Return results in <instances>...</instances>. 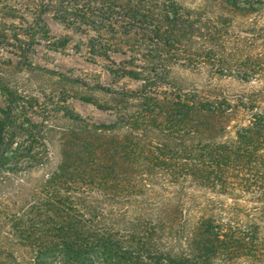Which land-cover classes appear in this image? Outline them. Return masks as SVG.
I'll return each mask as SVG.
<instances>
[{"label": "rangeland", "instance_id": "obj_1", "mask_svg": "<svg viewBox=\"0 0 264 264\" xmlns=\"http://www.w3.org/2000/svg\"><path fill=\"white\" fill-rule=\"evenodd\" d=\"M47 1L0 0V150L12 156L0 180V263L65 264L63 248L44 246L68 240L70 234L58 235L55 229L76 223L97 232L98 239L110 234L124 253L114 255L108 245L97 247L87 264H264V197L242 176L224 184L202 174L176 178L148 169L138 159L136 168L119 173L130 184L120 192L91 182L86 167L75 172L71 153L87 136L79 126L110 127L120 116L125 120L120 131L92 143L117 147L124 137H132L140 149L163 144L179 159L186 148L232 147L252 126L253 117L264 114V12L239 14L207 0H145L154 12L165 4L192 17L184 18L190 28L177 33L172 43L181 52L178 58L162 66L173 86H160L158 95L150 96L197 93L230 112L215 134L204 129L183 139L181 133L167 131L161 120L130 125L147 100L124 103L94 92H140L143 83L125 77L123 70L144 66L149 45L63 17L55 12L56 3L49 11ZM67 1L90 5L91 23L103 17L101 3H62ZM131 1H109L103 10L112 23H122L124 29L114 27L115 32L132 31L133 37ZM68 36L72 40L66 48L51 46ZM190 57L194 62L188 64ZM240 59L250 60L246 69L237 63ZM83 98H96L108 108ZM76 119L78 124L71 121ZM257 155L264 168V144ZM66 160L67 180L55 181ZM62 208H72L73 218L62 215ZM137 244L155 256H143ZM144 257L149 258L138 260Z\"/></svg>", "mask_w": 264, "mask_h": 264}, {"label": "trees", "instance_id": "obj_2", "mask_svg": "<svg viewBox=\"0 0 264 264\" xmlns=\"http://www.w3.org/2000/svg\"><path fill=\"white\" fill-rule=\"evenodd\" d=\"M55 1V2H53ZM84 1V0H83ZM93 3H101L103 9L109 5V1L113 0H89ZM124 1V0H121ZM129 1V0H128ZM212 2H218L223 7L233 10L235 13H263L264 12V1L258 2L256 5L254 0H207ZM45 9L54 11L52 4H58L59 8L55 10L59 15L63 17H74L81 20L89 25H92L95 29H101L100 31H108L112 35H120L122 38L130 39L133 41L147 43L151 49L148 55L143 56L144 66H132L127 70H123L125 77L133 79L143 83V88L140 92L132 93H113L107 90H94L97 93H104L107 96L120 98L124 103L131 101L147 100L145 109H139L136 114L132 117L130 125H139L140 123H146L150 119L161 120L163 125L167 127V131L174 132L175 134H182V138L185 139L190 137L191 134L194 136L201 135L200 130L206 129L210 132H215L218 128H224L225 121L229 118L230 112L221 110V105L211 104V102L197 93L190 94H166L161 98H153L150 95H158L160 86H173L171 80V74L167 73L162 66L168 60L177 59L176 53H181L175 50L172 45L177 33H182L184 28H190L189 24L184 21V18H192L189 14L180 15L177 14L172 8L165 4L159 9V12L152 11V6H147L145 0H132V13L135 16L134 20V34L130 37V33L115 32L114 27L118 29H124L121 27L120 22L112 23L106 18L105 10L103 17H97V22H90V16L93 12H90L89 6H75L73 2L67 1L62 3V0H48ZM77 3V2H75ZM117 2H113L115 4ZM154 4L157 2H153ZM119 4V3H118ZM153 4V5H154ZM95 5V4H94ZM120 5V4H119ZM114 6V5H113ZM121 6V5H120ZM262 6V8H259ZM150 7V10H149ZM86 8V9H85ZM156 8V7H155ZM99 9V8H97ZM147 9V11H146ZM157 9V8H156ZM68 19V18H67ZM149 19L151 22L147 25L144 21ZM114 25V26H113ZM181 31V32H180ZM71 37H65L56 39L51 43V46L55 49H64L71 42ZM206 60L212 59V57L205 58ZM190 64L194 60L190 57L185 59ZM216 62L221 63L222 60L215 59ZM250 60L244 59L239 60L237 63H241L244 69L249 66ZM53 75V74H52ZM55 75V74H54ZM62 78V77H61ZM64 81L71 85H81L76 81L65 79ZM10 91V90H9ZM84 101L95 105L99 109H107L108 106L103 104L96 98H83ZM80 122V120H71ZM125 123V120L120 116L118 122L110 127H89L86 125L82 127V131H85L86 138L80 144V146L74 148L72 158L74 159L73 170L75 172L80 171L83 167L86 169L89 179L91 182L99 183L101 188L114 187V189L122 192L125 185L130 186L129 181L120 178L119 173L123 170L128 171L134 169L137 166V160H144L148 169H158L165 171L171 176L176 178L183 175L189 176L192 179H196L197 175L202 174L208 181L219 179L221 184L227 183L229 178L239 179L240 176L248 186L256 188L257 191L264 197V168L259 163L260 157L258 158L259 148L264 144V114H256L253 117L252 126L244 130L243 134H240L237 142L232 147H224L222 145H206L202 148L198 147L194 151L186 148L183 158H177L173 156L170 149L161 144L151 150H143L139 148V144L136 143V138L128 137L121 141V144L117 147H104L99 148L94 143L98 136H109L112 133L120 131V124ZM1 125V130L3 125ZM215 134V133H214ZM74 144V143H73ZM14 155V154H13ZM12 156L7 155L0 150V180L6 175V165L11 161ZM262 159V158H261ZM59 173L55 175L54 180H67V160L65 161ZM125 173V172H124ZM62 215L73 218L74 210L72 208H62ZM55 232L60 235L68 233L71 237L68 240H63L62 244L54 243L51 245H45L44 247H56L63 248L65 253V264L75 262V264H81V261L85 259L86 255L88 259L85 261L86 264L89 260V255L97 247L110 246L111 252L114 255L124 254L121 248L113 245L112 237L110 234L104 233L100 235L98 239L93 230L88 226H79L78 224H68L59 226L55 229ZM209 236V234H206ZM144 240L140 238L139 241ZM139 253L143 256L150 255L155 256L149 252L144 251L145 249L141 245L137 244ZM44 250V249H42ZM73 258L74 260H71ZM149 257H144L142 263ZM170 260V258H167ZM48 260V259H47ZM47 264H51L48 261ZM174 264V262H171ZM2 264V263H0ZM34 264H41L39 260H35ZM192 264V263H191Z\"/></svg>", "mask_w": 264, "mask_h": 264}]
</instances>
